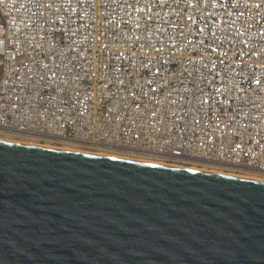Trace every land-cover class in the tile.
Instances as JSON below:
<instances>
[{"label":"built area","instance_id":"1","mask_svg":"<svg viewBox=\"0 0 264 264\" xmlns=\"http://www.w3.org/2000/svg\"><path fill=\"white\" fill-rule=\"evenodd\" d=\"M0 135L264 176V0H0Z\"/></svg>","mask_w":264,"mask_h":264},{"label":"water","instance_id":"2","mask_svg":"<svg viewBox=\"0 0 264 264\" xmlns=\"http://www.w3.org/2000/svg\"><path fill=\"white\" fill-rule=\"evenodd\" d=\"M0 264H264V181L0 141Z\"/></svg>","mask_w":264,"mask_h":264},{"label":"bare ground","instance_id":"3","mask_svg":"<svg viewBox=\"0 0 264 264\" xmlns=\"http://www.w3.org/2000/svg\"><path fill=\"white\" fill-rule=\"evenodd\" d=\"M1 138H7V139H13L16 142L13 143H19L23 142V144H28L32 146H39V147H45V148H52V149H59V150H67V151H74V152H82V153H89V154H94V155H100V156H106V157H114V158H119V159H125V160H133V161H139V162H146V163H152V164H159V165H164V166H170V167H177V168H187L190 170H197V171H205V172H210V173H216V174H221V175H228V176H234V177H240V178H245V179H251V180H257V181H264V176H257L255 174H243V173H227L223 170L220 169H197V168H190L182 165H175L172 163L164 162V161H151V160H146L138 157H127V156H120L116 154H111L109 152L105 151H94V150H88V149H82L78 147H74L68 144L64 143H48V144H38L36 141L33 140H25V139H20L17 137L11 138L9 136L5 135H0ZM2 140V141H11V140Z\"/></svg>","mask_w":264,"mask_h":264},{"label":"rangeland","instance_id":"4","mask_svg":"<svg viewBox=\"0 0 264 264\" xmlns=\"http://www.w3.org/2000/svg\"><path fill=\"white\" fill-rule=\"evenodd\" d=\"M12 138V137H11ZM7 138H1L0 137V141H2V140H6ZM7 140H11V141H9V142H16L15 140L13 141V139H7ZM5 142H8V141H5ZM19 144H23V142L21 143V142H19ZM28 145V144H27Z\"/></svg>","mask_w":264,"mask_h":264}]
</instances>
